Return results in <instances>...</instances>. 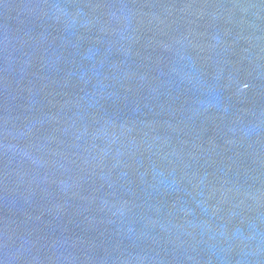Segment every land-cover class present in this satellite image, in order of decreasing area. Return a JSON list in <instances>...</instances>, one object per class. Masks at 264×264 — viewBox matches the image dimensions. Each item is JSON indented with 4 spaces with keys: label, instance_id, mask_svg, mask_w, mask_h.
Masks as SVG:
<instances>
[{
    "label": "water",
    "instance_id": "water-1",
    "mask_svg": "<svg viewBox=\"0 0 264 264\" xmlns=\"http://www.w3.org/2000/svg\"><path fill=\"white\" fill-rule=\"evenodd\" d=\"M0 264H264V0H0Z\"/></svg>",
    "mask_w": 264,
    "mask_h": 264
}]
</instances>
